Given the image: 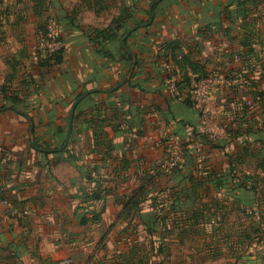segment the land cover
Returning <instances> with one entry per match:
<instances>
[{"label":"crops","instance_id":"crops-1","mask_svg":"<svg viewBox=\"0 0 264 264\" xmlns=\"http://www.w3.org/2000/svg\"><path fill=\"white\" fill-rule=\"evenodd\" d=\"M63 1L16 0L25 3L21 10L11 0H0V41L8 30L16 34L21 30L15 18H31L34 30L41 17H51L62 29L61 64L43 66L44 57L34 52L27 61L23 48H12L11 56L0 61L4 67L0 86L6 87L7 97L17 100L16 109L32 118L34 140L50 148L61 145L60 130L67 134L75 97L85 90L111 89L129 68L120 42L105 43L96 37V30L108 28L122 13L111 8L114 0H105L101 10L95 0H71L78 3L74 8L61 6ZM115 1L126 2L135 23L148 22L145 12L150 0ZM128 47L138 61L128 83L113 92L87 96L75 110L71 148L80 169L66 155L45 156L33 148L29 122L14 109L0 113V191L6 201L0 205V263L56 264L64 257L79 262L88 251L86 236L95 234L103 249L116 224L126 227L133 221L150 240L134 213L127 218L120 214L126 198L139 190L143 173L170 156L166 141L188 156L186 166L161 175L148 198L157 199L172 223L186 219L180 206L182 210L197 204L212 207L217 198L209 195L219 194L224 237L229 242L242 232L237 227L232 233L229 221V215L245 208L250 199L239 181L250 177L264 190L263 113L256 101L264 93V0H163L152 24L134 31ZM102 48L113 58L106 57ZM207 73L240 75L251 85L221 86L207 104L211 117L220 123L209 127L220 137L212 140L215 133L207 127L206 138L185 148L201 120L186 103L188 89L183 81ZM4 104L0 96V109L6 108ZM239 105L247 108L248 133L242 132ZM197 145L206 156L204 168L194 157ZM217 157H221L218 164ZM231 171L238 185L217 188L214 173L228 177ZM201 177L211 180L198 183ZM99 193L102 198H92ZM11 210L18 213L12 216ZM84 217L89 223L82 226Z\"/></svg>","mask_w":264,"mask_h":264},{"label":"trees","instance_id":"trees-1","mask_svg":"<svg viewBox=\"0 0 264 264\" xmlns=\"http://www.w3.org/2000/svg\"><path fill=\"white\" fill-rule=\"evenodd\" d=\"M153 1L154 0H150L148 10L145 12L148 20L150 18V8H151ZM104 3H105V0H95V5L98 6L100 10L103 8ZM40 5L43 6V2H40ZM158 6H159V3L153 7L154 16H155V10L157 9ZM41 18H42V21H41V24L39 25V30H43L42 32H45L48 18H44V17H41ZM135 22H136V19L134 18L131 11H129L128 8L124 9L122 10V13L120 15L112 19V22L110 23L108 28L103 29V30H96V37L98 39L101 38L102 41L105 43L112 42L114 40L120 42V40L124 37V35L128 32V30H130L134 26L142 25L145 23L143 21L137 22V23ZM130 23H133L132 26H130ZM129 38L125 41V44L127 47H128ZM118 47H119V50L122 51V48L120 46ZM101 51L106 57L113 58V54L110 53L105 48H102ZM62 53H63V49H61L56 54L50 57L44 58V60L42 61V65L47 66V67H52V66H57L61 64L63 61ZM122 56L129 63V68H130L132 64V57L123 51H122ZM239 56L240 58L242 57L241 55ZM137 67H138V61L136 64V68ZM207 76H208V73L201 74L197 76V78L195 79L199 80ZM183 82L186 85L188 89L187 92L189 94V91L191 89L192 80L185 77ZM85 92H88V90H85L84 93ZM7 93L8 91L6 87L0 86V96H2L3 100L5 101L4 107H10L15 110L17 108L16 106L17 100L15 98L7 97ZM82 94L83 92L77 95L75 97V101ZM256 101L258 102L259 108L262 110V113H263L262 120H263V125H264V93L259 94V96H257L256 98ZM186 103L188 104V106L191 107L188 99L186 100ZM196 113L198 117L200 118V114L197 111ZM245 116H246V113H244L241 117H239V119L242 123V130H243L242 132L248 133L250 130H249L248 123L244 121ZM235 119H238V118H235ZM103 122L104 121H98V124H101ZM195 129H196V126L193 127L194 132H196ZM60 131L61 133L64 134V138L62 139L61 145L59 147L50 148L47 145H40L38 142L34 140L36 147L38 149L43 150L42 152H44L43 154L45 156H48V155L65 156L66 155L68 156L67 160H69L70 162H74L76 167L80 169V166L77 165V158L75 157L74 151L71 148L75 140L74 129L72 130L69 144L65 148H63V146L65 142L66 130H60ZM199 137L201 140L206 138L205 135H200ZM61 148L63 149L61 150ZM187 157L188 156H183V159H184L183 166L179 165L173 170H180L181 167H185ZM195 160L197 161V159ZM59 161L60 159H56V162H59ZM262 166H264V164H262ZM163 174H164V171L159 166L155 167L154 169L152 168L150 170L145 171L143 173V179H142V183H141L139 190L133 196L126 198L123 208H122V212L120 214L121 217L127 218V216L130 213H134V216L137 217V220H140L141 224L145 227V231L150 237V240L147 244L148 251L144 255L143 251L138 250L136 246H133L127 252H125V250L123 251V253L121 252L119 256H117V258L113 261L114 262L113 264H116L118 262L122 263L123 262L122 260H124L126 263H129V264H162V261L160 262H157V261L160 257H163V260L167 258L166 252L168 250V246L171 241H175L177 243H180L186 240L190 241L193 238H196L198 235L201 238H206V237L214 238L216 231L219 229V225L221 226L220 230L222 231V225L216 219V214H214L215 212L212 213V207H207L208 206L207 204H201V205L197 204V205L191 206L190 208H187L184 210H182L181 209L182 207L180 206L179 211L180 213L181 212L184 213V216H186V219H182V217H179L178 219L173 220L172 223H169V221L167 220V215L166 216L163 215L164 207L160 208V206L157 205L156 198H148V196H150L151 194V191L158 184L157 179ZM214 177L216 181H213V179L212 181L217 188L235 184L233 183L235 180V174L233 175V171H231L228 177L219 176L215 172ZM207 179H210V177H207V178L201 177L199 178L198 183L204 184ZM250 179H251L250 177H246L244 178L242 182L239 181V184L242 185V187L246 191L245 195L250 197L249 202L245 203L244 205L252 209L256 206L263 208V211L261 210L260 212L263 217L262 220L261 218L259 220L261 222L256 220L259 222L258 226L261 227V225L264 224V190L263 189L259 190L257 183ZM235 185H238V184H235ZM103 195H104L103 193L102 194L99 193L98 195L93 196L92 198L98 200L99 198H102ZM175 208H176L175 206L170 207L171 210H175ZM94 220L96 221L97 218H95ZM133 222H130L128 226L129 227L134 226V228H138V225L135 222L134 223ZM80 223L82 226H85L89 223V220L86 217H84ZM245 234L246 232L243 230L239 235H234L232 240L228 242L229 244H227V246L232 248L240 244L243 247V244L245 243V239L248 238V236ZM249 244H251V242H249ZM249 244H247V246Z\"/></svg>","mask_w":264,"mask_h":264},{"label":"rangeland","instance_id":"rangeland-1","mask_svg":"<svg viewBox=\"0 0 264 264\" xmlns=\"http://www.w3.org/2000/svg\"><path fill=\"white\" fill-rule=\"evenodd\" d=\"M12 3H16V0H11ZM61 2V1H60ZM61 6H66L68 8H74L77 6L76 1H68L64 0L63 4L60 3ZM75 2V3H74ZM126 2L122 1H113L110 6L111 8H116L120 11L121 9H127ZM122 4V5H121ZM20 5L19 8L25 9V3L17 2L16 6ZM121 5V6H120ZM17 12V7L15 9ZM117 12V10H114ZM16 14V13H15ZM104 16L105 22L111 19L112 11ZM147 21V18H145ZM16 24L20 25V31L18 34L14 32H10L8 30L5 40L0 41V61L3 62L5 58L11 56L12 48L17 50L23 48L22 52L25 50V57L27 61H30V58L34 53L47 58V53L43 52L42 50H47L44 48L38 49L41 42L40 38L43 30H39V27H36L34 30L31 29V26H34V22L31 18H15ZM23 21V23H22ZM51 22L53 25V29H56L58 32L57 39L62 42V29L58 22L51 17H48L47 24ZM46 24V25H47ZM17 44H19L17 46ZM63 44V42H62ZM27 46V49L26 47ZM29 48V49H28ZM32 48V50H30ZM41 50V51H39ZM30 68V64L28 65ZM32 66V65H31ZM128 72V71H127ZM4 73V67L0 63V76ZM127 74V73H126ZM28 76V75H26ZM211 113L208 112V119L206 121V126L210 129L209 126L212 125L219 126L220 123L218 122L217 118L211 117ZM210 124V125H209ZM211 130V129H210ZM218 137L219 131H213ZM168 144L167 149H172L173 145L171 141H166ZM191 142L187 141L188 145L184 144L186 148L189 146ZM183 153V152H182ZM167 154L170 155L171 152L167 151ZM204 154V152H203ZM171 157V156H166ZM176 157V156H175ZM197 159V164L200 165V168L205 165L206 156H194ZM168 158H161L155 164L158 166L161 162ZM180 158V162L178 164L183 166L184 159L183 156H178ZM221 157H217L215 163L218 164ZM181 167L180 169H182ZM210 197L217 198V203H214L212 206V213L216 214V219L219 223H221L220 217V208L223 207L221 205L222 196L216 193H212L209 195ZM261 210L263 211L262 207L256 206L253 209L249 207H245L243 210L233 212L229 215V221L233 224L232 233L235 232L236 228L238 227L239 230L245 231L248 238L245 239V243L243 247L239 244L238 246L230 248L227 246L228 241L224 237L225 226L219 225V229L216 231L214 238L206 237L201 238L199 235L192 240H186L180 243L175 241H171L168 246V250L166 252L167 258L163 260V257H160L157 262L162 261V264H264V224L258 226L260 218L262 220ZM111 218L114 214H111ZM112 220V219H111ZM258 220V221H256ZM255 222V223H254ZM232 227V226H231ZM230 229V226L227 227ZM142 228H134V226H126L124 224H116L114 229L111 231L109 240L107 241L106 245L103 246V249H100V244L98 243V237L94 235L86 236L87 239H84V244L88 249L87 253L83 258L81 257L80 261L74 260L72 257H64L58 260L56 264H113L114 260L119 256V254L125 250L127 252L131 247L136 246L138 250L143 251L144 255L148 251V237L145 233L142 232ZM251 242V244H249ZM247 244H249L247 246ZM99 246V247H98ZM228 247L229 249H227ZM263 252V253H262ZM94 256V257H93ZM123 262H118L116 264H129L126 263L124 260ZM149 262V261H148ZM4 264V263H0Z\"/></svg>","mask_w":264,"mask_h":264},{"label":"built area","instance_id":"built-area-1","mask_svg":"<svg viewBox=\"0 0 264 264\" xmlns=\"http://www.w3.org/2000/svg\"><path fill=\"white\" fill-rule=\"evenodd\" d=\"M50 21L47 26L45 32L40 33V46L38 49L44 48L47 50H42L43 52L47 53V56L50 57L56 54L58 51L63 49V44L57 39L59 35L56 29H53V25H51ZM41 51V50H39ZM172 88L173 87V84ZM245 86L248 87L251 85L250 80L242 78L240 75H235L232 77H223L219 75H208L205 78H201L199 80L194 79L191 82V89L188 94V101L191 107L200 114L201 126L198 127L196 132H191L189 135L188 141L191 144H196L197 142L200 143L199 135L207 134V126L206 121L208 119V111H207V104L212 95L215 92H218L221 86L227 87H236V86ZM251 106V105H250ZM253 107V106H252ZM251 107V108H252ZM236 112L239 116H242L244 113L247 112V108L245 105H239L236 109ZM210 138L212 140H217L218 136L216 134H211ZM171 154L168 159L161 162L158 166L164 171V173H168L178 167L180 162V158L178 156H182L181 150L177 147V149H168ZM176 156V157H175ZM197 156H204L203 152L201 151L200 147L197 145ZM5 205L6 201L2 198V194L0 191V205ZM18 212L16 210H11L10 214L15 216Z\"/></svg>","mask_w":264,"mask_h":264},{"label":"water","instance_id":"water-1","mask_svg":"<svg viewBox=\"0 0 264 264\" xmlns=\"http://www.w3.org/2000/svg\"><path fill=\"white\" fill-rule=\"evenodd\" d=\"M163 0H154L151 8H150V18L148 20V22L142 24V25H137L134 26L133 28H131L130 30H128V32L124 35V37L120 40V47L122 48V50L130 55L132 57V64L127 72V74L125 75V77L123 78L122 81H120L117 85H115L113 88L109 89V90H101V89H93V90H89L88 92L82 94L73 104L71 111H70V115H69V121H68V130H67V134H66V138H65V143H64V147H66L69 143L70 140V136L72 133V128H73V120L75 117V110L77 108V106L79 105V103L85 99L87 96L95 94V93H108V92H113L116 91L118 89H120L121 87L125 86L128 81L130 80L135 68H136V64H137V56L134 52H132L125 44V41L131 36V34L136 31L137 29H139L140 27H146L150 24H152V22L154 21V14H153V7L158 4L159 2H161ZM12 109L10 107H6V108H2L0 109V113L5 111V110H9ZM15 112L20 114L21 116H23L28 122H29V140H30V145L37 149L35 143H34V122L32 120V118L25 112H22L20 110H16ZM40 151H43L41 149H39Z\"/></svg>","mask_w":264,"mask_h":264}]
</instances>
